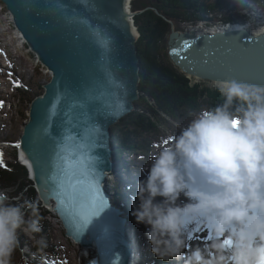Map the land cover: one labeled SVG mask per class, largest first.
Instances as JSON below:
<instances>
[{
  "label": "water",
  "instance_id": "obj_1",
  "mask_svg": "<svg viewBox=\"0 0 264 264\" xmlns=\"http://www.w3.org/2000/svg\"><path fill=\"white\" fill-rule=\"evenodd\" d=\"M3 2L29 46L52 72L44 94L31 105L22 136L41 195L47 202L56 197L70 237L86 243L89 233L98 240L104 258L110 248L113 261H118L112 241L116 234L122 235L121 219L116 218L118 232L109 217L103 221L104 213L100 221L94 217L92 224L80 229L74 219L69 223L56 191L64 176L62 169L70 171L69 165L76 163L73 153L89 167L92 175L86 179H94L101 189L106 171L112 168L107 152L103 154L106 135L112 124L135 109L140 98L141 59L129 0ZM185 42L190 47L182 48ZM171 43L173 49H181L179 54L172 49L174 60L192 74L216 82L235 78L264 86V34L242 28L212 34L174 32ZM69 207L66 202L65 210Z\"/></svg>",
  "mask_w": 264,
  "mask_h": 264
},
{
  "label": "clouds",
  "instance_id": "obj_2",
  "mask_svg": "<svg viewBox=\"0 0 264 264\" xmlns=\"http://www.w3.org/2000/svg\"><path fill=\"white\" fill-rule=\"evenodd\" d=\"M215 87L222 102L151 155L132 215L161 260L264 264V86L233 78ZM40 218L39 203L0 190V264L23 251L20 233L43 252ZM198 229L210 238L193 246Z\"/></svg>",
  "mask_w": 264,
  "mask_h": 264
},
{
  "label": "trees",
  "instance_id": "obj_3",
  "mask_svg": "<svg viewBox=\"0 0 264 264\" xmlns=\"http://www.w3.org/2000/svg\"><path fill=\"white\" fill-rule=\"evenodd\" d=\"M189 1L160 0L156 5L169 17L186 19L194 17L193 13L190 15L188 12H184ZM147 3V0H135L134 7L145 6ZM137 23L142 32V37L138 42L142 65L140 83L142 96L136 102V109L113 127L119 144H121V147L117 149L118 152L124 151L125 147L130 146L129 142L135 140L132 138L131 132L139 130L140 127L142 130H153V127L162 121L165 114L177 118L181 116L182 119L189 118L190 120L191 110L202 108V101L215 106L223 99L215 86L206 82H194L175 68L169 54L166 56L160 52L167 41L166 32L171 30V24L165 18L154 11H146L142 16L137 17ZM40 87L39 85V89ZM28 99L25 98V92L22 93V100L26 102ZM16 156L14 150L12 153L14 163L8 166L0 165V187L11 191L13 196L21 195L24 199L38 202V192L29 179L28 171L18 162ZM43 221L44 218H40L42 231L35 234L36 237L44 238V235L47 234L45 232L49 229H46L47 221ZM24 235L20 233V240Z\"/></svg>",
  "mask_w": 264,
  "mask_h": 264
},
{
  "label": "rangeland",
  "instance_id": "obj_4",
  "mask_svg": "<svg viewBox=\"0 0 264 264\" xmlns=\"http://www.w3.org/2000/svg\"><path fill=\"white\" fill-rule=\"evenodd\" d=\"M176 23L183 24L182 22ZM262 23L264 25V21H262ZM185 26L190 25L187 24ZM260 26L256 30L254 28H251V30L255 32L259 31L261 28ZM214 27L215 25L212 26V28ZM262 28H264V26H262ZM18 36L19 31L14 25L13 17L8 11L5 3L0 0V45H2L0 46V102H2L0 104V140L4 138L12 140L21 138L24 131V124L29 120L30 104L23 100L20 101L22 94L20 91H17V80H21L22 77H25V83L29 84V82H32L30 86L31 90L26 89L25 91V98H29L35 92L41 91L37 82L43 84L50 78V73L45 65L38 62L39 60L35 52L31 51L28 45L23 43V39ZM168 41H166L165 45H163L160 50V52L166 56L169 54L167 51ZM210 84L216 86L215 83L210 82ZM201 104L202 107L214 106L212 103L205 101H202ZM197 109H199V107L191 110L189 116L193 117L198 111ZM164 116L165 124L163 125L165 126L155 131L157 135H165L172 130L171 127L178 123L170 117ZM159 147L160 146L157 145L155 148L158 149ZM47 218L53 224L52 235L55 245L58 247V252H55V254L61 257L63 264H80L79 255L83 246L74 238L67 235V227L58 211H53ZM29 238L32 239L33 243V238L30 236Z\"/></svg>",
  "mask_w": 264,
  "mask_h": 264
},
{
  "label": "snow or ice",
  "instance_id": "obj_5",
  "mask_svg": "<svg viewBox=\"0 0 264 264\" xmlns=\"http://www.w3.org/2000/svg\"><path fill=\"white\" fill-rule=\"evenodd\" d=\"M187 47H190V45L185 42L182 48ZM180 50L174 48L173 53L179 54ZM92 138V134H89L90 141ZM77 154L73 153L72 155V159L76 160V163L69 165L70 171L62 169L64 176L62 180H59V189L56 191V195L61 200V209L65 211L66 217L69 218V223L71 224L74 219L79 228L84 229L93 223V218L99 216L107 205L100 194L99 184L94 179H86L92 173L86 162H83L82 159H76ZM2 163L3 158L2 154H0V164ZM66 202L70 203V207L67 210L64 208ZM76 235L79 236L80 232L78 231Z\"/></svg>",
  "mask_w": 264,
  "mask_h": 264
},
{
  "label": "bare ground",
  "instance_id": "obj_6",
  "mask_svg": "<svg viewBox=\"0 0 264 264\" xmlns=\"http://www.w3.org/2000/svg\"><path fill=\"white\" fill-rule=\"evenodd\" d=\"M236 1H239V0H236ZM129 5H128V10H129V7H130V5H131V2H130V0H129ZM262 30H264V28H261L257 33H259V32H262ZM138 37H139V35H137V39H138ZM2 44V43H1ZM0 46H2V45H0ZM35 190V189H34ZM52 198V197H51ZM54 206V205H53ZM129 207V206H128ZM123 209H124V212L127 214V223L128 224H130L129 223V221H132V219L134 218L133 217V215H130L131 213L127 210V207L124 205L123 206ZM88 236H90V234L89 233H87V235H85V239H90V237H88ZM87 237V238H86ZM76 240V239H75ZM77 241V240H76ZM80 245H83L80 241H77ZM86 247V246H85ZM87 247H89V248H91L92 247V245H90V246H87ZM142 248V244L140 243V242H137L136 243V249H141ZM90 251L91 250H89V249H84L83 248V252L80 254V256H81V262H82V264H83V259H85L86 258V254H90Z\"/></svg>",
  "mask_w": 264,
  "mask_h": 264
}]
</instances>
